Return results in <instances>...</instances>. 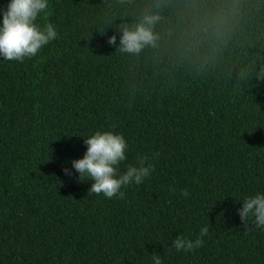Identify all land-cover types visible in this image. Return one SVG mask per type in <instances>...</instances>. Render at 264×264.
<instances>
[{
  "label": "trees",
  "instance_id": "1",
  "mask_svg": "<svg viewBox=\"0 0 264 264\" xmlns=\"http://www.w3.org/2000/svg\"><path fill=\"white\" fill-rule=\"evenodd\" d=\"M145 13L155 43L121 52L115 25ZM47 22L37 55L0 58V264H264L236 211L264 191V0H50ZM99 129L124 134L122 170L154 165L123 199L71 167ZM203 225L200 248L172 247Z\"/></svg>",
  "mask_w": 264,
  "mask_h": 264
},
{
  "label": "clouds",
  "instance_id": "2",
  "mask_svg": "<svg viewBox=\"0 0 264 264\" xmlns=\"http://www.w3.org/2000/svg\"><path fill=\"white\" fill-rule=\"evenodd\" d=\"M49 5L50 0H7L6 7L0 10V58L23 61L37 55L43 46L58 37L51 22L38 23V18L47 13ZM159 18L158 14L145 13L134 24L115 25L120 33L119 44L115 47L121 52L138 53L146 45L155 43L157 37L153 26ZM115 41V34L108 38L110 45H115ZM255 78L264 80V67L255 72ZM82 137L87 145L86 151L81 158L71 160V167L79 173L80 181H92L89 191L93 193L123 199V188L133 183L141 184L155 170L147 155L139 157L136 164H128L122 170L121 165L127 160L129 151L122 132L99 129ZM64 171L71 174L67 168ZM182 195L188 196V191L183 190ZM238 201L242 204L236 210L240 218L251 220L257 229L264 230V191L257 190ZM208 232V225H203L195 238L177 235L172 240V247L177 252L194 251L203 245V237ZM150 259L151 264H164L163 257L158 253L154 252Z\"/></svg>",
  "mask_w": 264,
  "mask_h": 264
}]
</instances>
